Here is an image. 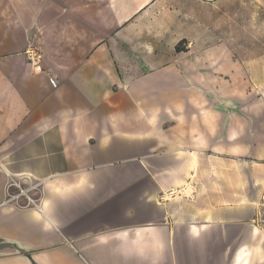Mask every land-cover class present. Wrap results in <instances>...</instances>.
I'll return each mask as SVG.
<instances>
[{
	"label": "crops",
	"instance_id": "obj_1",
	"mask_svg": "<svg viewBox=\"0 0 264 264\" xmlns=\"http://www.w3.org/2000/svg\"><path fill=\"white\" fill-rule=\"evenodd\" d=\"M232 158L264 168V0H0V264H264V176L168 198Z\"/></svg>",
	"mask_w": 264,
	"mask_h": 264
},
{
	"label": "rangeland",
	"instance_id": "obj_2",
	"mask_svg": "<svg viewBox=\"0 0 264 264\" xmlns=\"http://www.w3.org/2000/svg\"><path fill=\"white\" fill-rule=\"evenodd\" d=\"M249 162V163H248ZM247 164L244 160L232 158L224 162L215 164L217 171L220 173V178H216V185L224 191L225 176L229 175L233 181L232 195L224 194H211L209 191V182L207 179L200 180L198 184L189 185L182 193L176 192L168 194L171 198L172 207L175 215L180 217H195L197 219H212L213 206H220V203L225 200L235 202L244 201L246 203H256L258 200L257 195V179L264 176V168L259 167L258 163H253L248 160ZM208 163L203 164L202 170L208 168ZM218 173V176H219ZM217 176V177H218ZM196 187V188H195ZM219 192V191H217ZM172 196V197H171ZM169 200V199H168ZM239 215H244L251 219L254 213L253 207L243 209L237 212ZM255 221H253L254 223Z\"/></svg>",
	"mask_w": 264,
	"mask_h": 264
},
{
	"label": "built area",
	"instance_id": "obj_3",
	"mask_svg": "<svg viewBox=\"0 0 264 264\" xmlns=\"http://www.w3.org/2000/svg\"><path fill=\"white\" fill-rule=\"evenodd\" d=\"M27 55H28V58H29V61L32 63V64H35V66H37L39 60H40V54H39V51L38 49L34 48V47H30L27 51ZM39 68V66L37 67ZM52 84L54 86L57 85V80L55 78H50ZM21 192L23 193L24 192V189L21 190ZM165 196H163L164 198Z\"/></svg>",
	"mask_w": 264,
	"mask_h": 264
}]
</instances>
